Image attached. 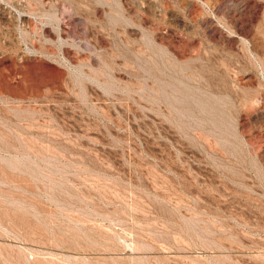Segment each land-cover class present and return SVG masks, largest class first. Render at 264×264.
Listing matches in <instances>:
<instances>
[{
	"label": "rangeland",
	"instance_id": "rangeland-1",
	"mask_svg": "<svg viewBox=\"0 0 264 264\" xmlns=\"http://www.w3.org/2000/svg\"><path fill=\"white\" fill-rule=\"evenodd\" d=\"M263 11L0 0V264H264Z\"/></svg>",
	"mask_w": 264,
	"mask_h": 264
},
{
	"label": "bare ground",
	"instance_id": "bare-ground-1",
	"mask_svg": "<svg viewBox=\"0 0 264 264\" xmlns=\"http://www.w3.org/2000/svg\"><path fill=\"white\" fill-rule=\"evenodd\" d=\"M244 5V4H243ZM246 5V4H245ZM240 6V5H239ZM242 7V6H241ZM235 8V7H234ZM233 10V9H232ZM264 12V11H263ZM238 15V14H237ZM264 16V15H263ZM241 28V27H240ZM241 30V29H240ZM253 42H254V44H255V46L257 45V46H259V44H263V42H261L260 40H256V39H253ZM260 48V47H259ZM261 51H264V44L261 46Z\"/></svg>",
	"mask_w": 264,
	"mask_h": 264
}]
</instances>
